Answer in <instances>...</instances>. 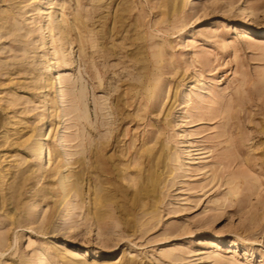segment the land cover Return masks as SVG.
I'll list each match as a JSON object with an SVG mask.
<instances>
[{
  "label": "rangeland",
  "instance_id": "obj_1",
  "mask_svg": "<svg viewBox=\"0 0 264 264\" xmlns=\"http://www.w3.org/2000/svg\"><path fill=\"white\" fill-rule=\"evenodd\" d=\"M81 142L109 143L131 191L154 149L150 228L6 219L14 177L57 189L55 153L67 174ZM0 175V264H264V0H0Z\"/></svg>",
  "mask_w": 264,
  "mask_h": 264
},
{
  "label": "bare ground",
  "instance_id": "obj_2",
  "mask_svg": "<svg viewBox=\"0 0 264 264\" xmlns=\"http://www.w3.org/2000/svg\"><path fill=\"white\" fill-rule=\"evenodd\" d=\"M102 1L98 0L99 3ZM98 7H101V4H98ZM120 11L121 16L114 18L115 25L120 24L116 30H123L126 27L125 20L127 18L122 16L126 13V10L122 8ZM128 11L129 9L127 8ZM109 21L110 19H106V23ZM99 23H101V19H99ZM80 96V99H83L84 92L81 90ZM76 111L80 113L78 120L88 119V115L82 108H77ZM89 134L92 135V132L90 131ZM109 145V143H96L95 145H90L89 149H85V144L81 142L77 146L80 149L77 153L80 157L73 163L76 169H68L67 174L64 172L66 168H69L65 164L67 157H61L58 153H55L57 160V189L44 186L40 190L32 192L36 187L34 180H32L33 177L26 176L24 172L18 173V176L14 177L9 184L12 190L8 194L10 196L8 198L7 196L4 197L3 205L1 206V209L5 212L6 219L11 221L12 225L18 224L21 227L25 222L36 223L38 219L37 212L32 207L44 204L48 207V212L39 224L40 230H44L48 224L54 222V217L62 208H67V210L86 208L88 215L92 216L91 218L99 226L101 224L107 225L108 220L117 224L119 219L130 230L150 228L153 222H143V219L147 217L154 219L156 217V203H151V200L157 201L158 199V186L160 184L157 176L158 162L151 161L156 152H154L153 148L145 152H153L154 154L152 155L153 157H148V167H138L137 178L141 183L138 182L137 184L133 181L138 188L131 191L125 190L120 184V180H124V176L127 178L130 175V167L121 169L116 160L105 155ZM45 147L46 144L42 139H37L28 144V149L32 151L38 160L45 158ZM86 153L89 158L85 156ZM65 156H69L68 153H65ZM6 178L7 175H0V182L3 185ZM84 182H87L90 186L87 193L85 192ZM26 192H31V194L27 196ZM86 197L89 199L88 207L85 206ZM76 198H79V202L75 204L74 199ZM13 211L16 218L21 212L23 215L17 221L16 219L12 220L11 213ZM116 214L119 215L116 216ZM0 241L4 244L6 236H3ZM98 254L99 252H96V255ZM40 261H43L42 257Z\"/></svg>",
  "mask_w": 264,
  "mask_h": 264
}]
</instances>
